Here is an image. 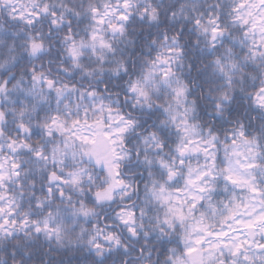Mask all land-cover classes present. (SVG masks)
<instances>
[{
	"label": "clouds",
	"instance_id": "9594fccd",
	"mask_svg": "<svg viewBox=\"0 0 264 264\" xmlns=\"http://www.w3.org/2000/svg\"><path fill=\"white\" fill-rule=\"evenodd\" d=\"M258 96L264 0H0V264H264Z\"/></svg>",
	"mask_w": 264,
	"mask_h": 264
},
{
	"label": "snow or ice",
	"instance_id": "6c2138e0",
	"mask_svg": "<svg viewBox=\"0 0 264 264\" xmlns=\"http://www.w3.org/2000/svg\"><path fill=\"white\" fill-rule=\"evenodd\" d=\"M258 100H259L262 104H264V96H258ZM110 135H111V133H108V132H104V133H103V136H104V137H109ZM83 139L88 140V137H83ZM92 143H95V141L93 140ZM251 166H252V165H249V167H251ZM228 179H229V180H232L233 182H237V180H238V178H234V177H232V176H229ZM251 190H252L253 192L258 191L255 187H252ZM256 220H257V221L264 220V216H258V217H256ZM238 223H242V224H244V226L247 227V228H252V227L255 226L254 223H253L252 221H248V222L238 221ZM215 235L223 237V236H227L228 233H227V232H222V233H217V234H215ZM202 240H203V238H201V240L197 241V243H201ZM222 242H223V241H222ZM239 247H240V245H237L236 251L239 250ZM187 251H188V253H193V252H196L197 249L193 247V248H189V249H187Z\"/></svg>",
	"mask_w": 264,
	"mask_h": 264
}]
</instances>
